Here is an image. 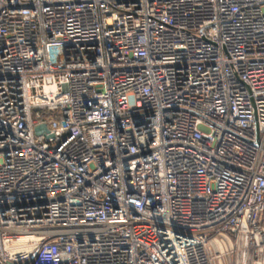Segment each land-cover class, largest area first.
I'll return each instance as SVG.
<instances>
[{"label":"built area","instance_id":"2783aa9c","mask_svg":"<svg viewBox=\"0 0 264 264\" xmlns=\"http://www.w3.org/2000/svg\"><path fill=\"white\" fill-rule=\"evenodd\" d=\"M0 264H264V0H0Z\"/></svg>","mask_w":264,"mask_h":264},{"label":"water","instance_id":"95a60500","mask_svg":"<svg viewBox=\"0 0 264 264\" xmlns=\"http://www.w3.org/2000/svg\"><path fill=\"white\" fill-rule=\"evenodd\" d=\"M44 129V125H38L36 127H34L35 133L38 134L40 133V131Z\"/></svg>","mask_w":264,"mask_h":264}]
</instances>
